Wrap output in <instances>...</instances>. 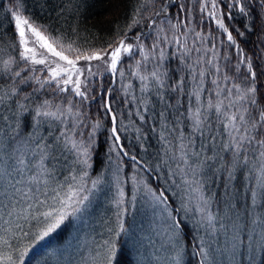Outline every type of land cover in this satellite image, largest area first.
<instances>
[{
    "label": "rangeland",
    "instance_id": "374dc122",
    "mask_svg": "<svg viewBox=\"0 0 264 264\" xmlns=\"http://www.w3.org/2000/svg\"><path fill=\"white\" fill-rule=\"evenodd\" d=\"M2 2L3 0H0V3ZM182 2L183 0H181L178 6L180 24L172 21L170 18H162L163 14H160L161 22L159 24L153 26V28H147L145 25L141 33L153 30L150 35H147L150 38L140 41L138 47L140 56L138 58L135 57L131 65L124 66L122 69L124 72V79L121 81L122 88L125 89V93L130 98L128 109L132 104V109L129 110L130 120L127 119L128 115H122L124 129L127 130L129 128V131L133 133V136L129 137L132 144H135L132 139L136 138L140 141L136 151L141 154L146 162L138 159L140 161L139 164L136 162L129 164L128 161L122 160V157L125 156L122 152L120 154V156L122 155L121 157L117 155V152L120 151L119 148L111 151L112 145L115 142H108L109 137H107V156H101L102 169L95 170V173L93 172L92 167L96 165L95 162L91 163V144V147H88V166L79 163L77 161V154L73 151L61 152L57 150L55 152V161H45L48 169L51 170V175L41 171L40 156L42 149L38 148L37 144L46 143L49 150H51L52 145L56 143L54 138L60 135L63 125L60 121L52 120L51 118L35 117V109L30 114L27 110H20L18 109L20 102L14 101L16 99L15 94L18 91L13 94V88L8 84L11 82H8V80L15 77L13 70L16 61L19 64L25 62L21 61L19 57V53L23 51V45L19 42L12 13L18 12L27 18L30 23L49 37L50 41L56 45L57 50H63L70 58L74 59L76 53L68 51L67 46L69 44L72 45L73 49H79L81 53L90 54L92 51L101 49H92V47L81 45L59 31L52 29L51 26L47 24L42 25L30 16L25 6H21L19 3L13 2L12 6L10 5V8H7V13L10 14L14 24L19 46H14L13 51L9 55L0 57V69L4 71L3 73L9 74L8 76L4 75L5 77H0V96H5L4 101L0 103V157H2L0 159V217H2L0 219V236L7 239L11 243L12 248L16 249L13 252L14 257L19 256V250L28 249L27 254L24 256V264H102L105 241H109L116 246L113 264L116 263L123 248L129 249V256L133 264H175L174 258L177 255L179 256V264H186L187 262L194 264V256L191 254V249L189 244H187L188 241L182 231L184 228L181 227L180 223L178 227L173 228V218L177 221L178 208L169 202H167L166 206L156 202L152 194L153 192L159 195L163 191L168 200H170V197H168L164 189L161 190L162 187L159 188L160 183H157L156 179L146 172V167H153L154 170L161 174L160 179L163 186L165 181L167 189L171 194L174 193L173 195L176 196L178 202L182 205V217L187 227L190 230L191 228L192 230L195 229L194 234L197 236L199 245L202 244L201 249L203 248V250L208 252V256L205 257L201 254V250L200 257L203 264H261V245L264 244V235L261 234V228L264 226L260 225L259 222L253 224L252 219L254 216L261 217L264 205H258L257 208L251 207L250 188L252 184H249L251 177H248L246 167L241 166L237 168L234 172V180L228 178V172L231 171V156L229 152L223 149V144L228 143L230 138L224 132V125L218 119H215V123L213 124L212 119L215 109L209 110L207 108L209 98H211L214 104L223 101L225 106H227L229 100L225 99V96L229 89L232 90V97L230 99L235 100L238 93L232 88V85L236 81L232 77H228V79H225V77L218 78L220 71L216 72L213 65H218L219 67L220 57L215 56L212 63H209L212 56L210 60L206 59L199 68L197 67V61L200 56L197 50L198 47L201 49L200 39H198L200 44H197V30L208 29L210 25L196 26L193 13L190 12L191 7L189 5H185L184 8L181 7ZM205 4H207L205 8L208 14L213 11L216 12V16L209 15L212 24H217V18L222 21L220 11L217 8L213 9L211 7L212 0H205ZM164 9L166 8H162L161 10L164 11ZM138 18L137 16H133L130 19V26H133L131 21L135 23ZM171 23L173 26L175 25L174 31L170 25ZM222 30L221 32L226 36L227 33ZM28 35L31 41V34L29 33ZM210 39V35H206V39L202 40L204 46L206 41H208L204 50L205 53L210 50L212 44ZM153 44H158V47L153 49ZM61 45L63 48H61ZM29 46L37 47L38 59L47 56L49 63L53 60L64 63L31 42ZM160 49H163L165 53L163 61L159 60L158 53ZM214 49L215 52H218L216 46ZM145 54L148 57L147 59H145ZM224 56L226 58V53ZM181 57H183V61L185 62H181ZM5 61L11 62L9 64L11 71L5 70ZM138 61L140 62L142 74L149 73L152 69L157 68L158 65H162L161 71L166 69L168 72V66L173 67L174 64L179 62H181L179 67L186 64L189 73L187 75L181 74L180 78H178L184 80L183 92L177 94L171 91L170 84L174 86L178 80L174 82L175 80H170L168 75L165 78L164 89L160 90L161 95L165 99L169 94L176 93L169 96L171 101L174 100L171 103V108L167 106L160 108V100L155 95L156 88L154 81L149 83V90L147 92H141V81L132 75L136 71ZM86 63L91 65L92 72L98 73V76L89 77V74L85 71L84 76L80 77L82 81L88 78L92 82L93 79L107 73L111 75L113 84L114 76L107 70V65L102 61L93 60L85 62L84 60H80L77 66L83 67ZM51 66L55 67V64ZM34 67L41 68L37 70L41 75V80L50 75L44 65H34ZM119 71H121L120 67L118 73ZM201 72L204 73L203 77L200 76ZM118 73L116 78L119 76ZM193 76L196 77L195 80H193ZM213 78H216V84L212 83L211 80ZM91 82L88 84L89 95ZM198 84H202L200 103L203 107L201 111L208 113V119L213 125V130H206L203 137L192 132L189 111V108L194 111L198 106L195 96H192L191 101H189V96L196 91ZM5 85L9 89L8 92L1 89ZM167 87L169 90L166 91L165 88ZM29 89L37 93L42 90L38 84L32 85ZM216 93H221V95L217 97ZM24 95V92H21V96ZM96 96H98L97 93ZM133 96L136 97V100H133ZM178 96L180 99L179 104L176 103ZM89 97L91 98L90 102H96L97 98L95 96ZM31 98H26V100L32 101ZM141 98L148 104L149 111L146 113L142 111L144 105L140 103ZM45 100L52 102L49 95L42 96L39 98L36 108ZM105 100H107V97ZM243 102L236 103L231 109L225 107L224 110L236 112L237 109L241 108L240 104H243ZM14 103L17 104L14 105ZM137 108L141 109V114L145 117L143 121L136 114ZM56 109V104L51 105L52 111H56ZM73 110L74 112L77 111L76 107ZM172 110L174 113H177V117L174 116ZM161 111L165 113L163 118L159 116ZM18 112H22L23 114L17 115ZM28 114L29 120H27V123L33 125L29 129L33 128L29 134L23 128V119ZM169 115L172 118L179 119V124L175 121L173 122L169 118ZM110 116L111 113H109ZM220 119L225 118L220 117ZM100 120L97 119L99 125ZM109 120L111 123V117ZM164 121L167 122L166 131L163 127ZM67 122L69 127H71L73 118L67 117ZM93 126L82 130L79 134H75L72 136V139L77 142L82 141L88 146ZM181 134L184 136L185 143L190 135L193 136V146L188 153L190 163L196 160H203L205 156H215L214 160L208 161L202 171H197L195 177H192L190 174L191 168L180 160L179 144L181 140L179 137ZM162 135L164 139H161ZM155 136L159 141L160 150L154 149ZM209 136H215V141H211ZM93 137L92 135V141ZM150 145L151 147H149ZM62 146L61 143L58 145V148ZM129 147L130 150L135 151V148H132L130 145ZM253 147L255 146H250L248 153L250 163L252 161ZM196 153H199V155H196ZM21 158L25 160L24 164L19 163ZM79 159L82 160L83 157L80 156ZM178 164L180 165L179 169H177ZM222 164L224 167H221ZM84 171L88 173V176L84 178L86 190L79 193V195H87L88 199L81 205V210L74 215L68 216L61 225V227L65 224L69 225L61 237L57 239L52 238L60 231L61 227H59L43 240L37 241L35 237L50 222L42 216V213L52 212L55 215V209L60 207L52 199V196L55 195L52 189H57L60 197L63 198L69 191L68 185L71 184L78 187L82 183L79 177ZM185 171L189 172V175L184 178L189 180L190 184H185L182 180ZM72 176H76L77 179L73 180ZM212 176L221 182V186L226 185L225 192H222V190L218 192L217 185V189L214 192L212 191V184L210 185L209 183ZM236 178L238 179V183ZM45 179L48 180L47 185L44 184ZM97 179H99L100 183L93 189L91 181ZM36 180L40 182L37 183ZM193 180L200 181V188L203 191L204 198L208 200V210L216 216V219L212 222L207 220L206 214L197 211L202 202L199 199V193L192 190L196 187L194 183H191ZM59 185H64V187L59 188ZM45 189L48 190L45 191ZM121 191L123 192L122 197L120 195ZM222 197L223 200H221ZM235 197L239 199H244L245 197L241 210L235 205L234 207H229V205H233L231 199ZM120 200H122V204L118 207L117 201ZM37 201H45V203L39 204L37 207L35 206ZM217 201L222 207L221 210L218 208ZM30 204L34 206L29 208ZM121 209L124 210L123 215H118ZM29 212L41 214L40 218L33 219L28 215ZM169 213H171V216H169ZM18 216L25 218H18ZM178 221L180 222V220ZM121 222L124 227V231L122 232L119 231V224ZM237 222L248 224L249 227L246 232L241 233L244 239V246L235 250V254H233L232 240L235 235L233 225ZM17 225L21 227H17ZM4 229L9 230L5 232ZM118 232L119 235H117ZM23 233H27V235H23ZM248 244H251V249L247 247ZM4 251L7 252L9 249L5 248Z\"/></svg>",
    "mask_w": 264,
    "mask_h": 264
},
{
    "label": "snow or ice",
    "instance_id": "6c2138e0",
    "mask_svg": "<svg viewBox=\"0 0 264 264\" xmlns=\"http://www.w3.org/2000/svg\"><path fill=\"white\" fill-rule=\"evenodd\" d=\"M236 3H239V0H236ZM182 7V6H181ZM205 7H207V4L202 6L200 8V11L203 12ZM211 7L213 9L217 8L216 0H212ZM240 12H245L244 6L240 5L239 8ZM209 15L216 16V12H210ZM230 15V13H229ZM12 16L15 21V28L18 33L19 42L21 45H23V51L19 53V57L21 61H24L28 65H44L45 69L50 73L49 76H46L44 80H41L39 76L32 75L22 78V82H27L30 80H35V82L39 85L40 88H45L47 86L49 89H51L54 93L60 94V93H70L71 97H78L79 102L83 103L86 102L89 99V89L88 84L91 82L88 78H85V80H81L80 77L84 76L85 71L89 74V77L91 76H98V73H93L91 65L89 63H86L83 67H78L77 64L80 60H84L85 62H90L93 60H99L102 61L105 65H107V70L112 73L113 76L117 75L118 73V65L120 64L122 60V53L131 54L133 45L132 44H125L124 40L121 39L117 42V46L112 47L111 51L104 49V50H98V51H92L90 54L88 53H81L79 49H73L72 45L69 44L68 51H74L76 53L75 58H70L68 55L65 54L63 50H57L56 45L50 41L49 37L44 34L39 28L35 27L32 23L29 22L27 18L19 14L18 12H13ZM217 25L222 28L227 33V39L230 41L233 45H236V51L241 56L240 61L235 66V69L237 72L240 71V64H245L247 73L241 77L242 84L241 83H234L232 85V88L236 90L238 95L236 96L235 100L230 99L232 97V90L229 89L227 95L225 96V99L229 100V103L227 106H225L223 101H219L218 103H213L211 98H209L207 108L209 110L215 109V115L219 119V122L224 125V132L227 134V136L230 138L228 143L223 144V149L227 152H229L231 156V171L228 172V178L230 180H234V172L237 170L238 167H246L248 171V177H251L249 179V184H252V187L250 188V196H251V207L257 208L258 205H264V106L258 107V112L256 115H252L249 111V107L246 105H241V108L237 112H230L225 111V107L228 109H231L235 106L236 103L240 101H247L249 105L251 106H257V98H256V92L257 89L255 87L256 80H257V70L254 68L252 63L251 57H245L243 53V49L239 47L238 44H236V41L232 35V33L225 27L224 23L217 18L216 20ZM175 27V25L173 26ZM162 31V30H161ZM31 34V41L28 34ZM199 35V34H198ZM137 40H139V37H137ZM30 42L36 46H38L41 49L46 50L47 53H50L53 57L58 58L59 61H62L64 63H59L56 60H53L51 63H49V60L47 56H43L42 58H37V47L33 46L30 47ZM153 49L158 47V44L152 45ZM61 48L63 46L61 45ZM142 48V46H141ZM159 60L163 61L165 59V53L163 49L159 50L158 53ZM107 57V59H105ZM262 57H264V54H262ZM147 55L145 54V59H147ZM215 59V57H213ZM181 60L183 61V57H181ZM10 61H5V70L11 71V68L9 67ZM199 63V61H197ZM209 63H212V61H209ZM55 64V67H52L51 65ZM162 65H158L157 68L152 69L147 74H142L140 71V62H137L136 65V71L132 73L136 78H138L141 81L142 87L141 92H147L149 90V83L152 81L155 82V88L156 92L155 95H157L158 99L164 103L167 107L171 108L172 104L171 101L168 99H165L163 95H161L160 90L164 89L165 87V78L167 77L168 73L167 70L164 69L163 71L160 70ZM216 72H219L220 69L218 66L213 65ZM257 68L260 70V76L264 77V65H257ZM28 67H23L20 70H17L14 72V75L19 77L21 76V72H28ZM32 73L34 74L37 69L35 67L31 68ZM119 76L123 78L124 72L121 70L119 71ZM204 73L201 72L200 76L203 77ZM196 77L193 76V80H195ZM225 79H228V77H225ZM213 84H216L217 82L215 80L212 81ZM183 86H184V80L178 79L177 83L174 86H169L171 88V91L176 92L177 94L183 92ZM202 87V84L197 85L196 91H194L189 96V101H191L192 96H195V99L197 101V107L195 110L190 111V120H191V129L192 132L195 134H198L199 136L203 137L205 135V131H211L213 130V125L208 119V113L202 112L201 108L203 105L200 103L201 97H200V89ZM17 90L14 88L12 90L13 94H15ZM111 88L103 89V92L101 93L102 99L105 97H110ZM217 97L221 95V93H216ZM5 99V96H0V103H2ZM95 99V97H93ZM133 100H136V97L133 96ZM62 104H65L66 107L61 108L60 106H57L56 111L51 110V102L48 100H45L41 105H39L35 109V117H43V118H51L52 120L60 121V123L63 125V129L60 132V135L58 137H55L54 140L56 143L52 145V149L49 150L48 145L45 144H37V147L42 149L41 156H40V165H41V171L44 173H48V175H51V170L48 169L47 165L45 164L46 160L55 161L56 155L55 152L57 150L63 152V151H73L75 154H77V161L79 163H82L85 166H88V158H89V151L88 146H86L82 141L77 142L76 140L72 139V136L75 135L74 129L79 126V124L82 121L77 120V117L81 116L82 114L79 111L74 112V100L69 97H65V99L61 102ZM140 103L144 105L142 111L148 112L149 107L148 104L145 103L144 99L141 98ZM177 104L180 103L179 96L176 101ZM103 107L108 111H112V105L109 100H104ZM18 109L26 111L25 105L19 104ZM22 112H18L17 115H22ZM136 114L139 116V119L143 121L145 119L144 115L141 114V109L137 108ZM159 116L163 118L165 116V113L161 111L159 113ZM67 117L73 118V123L71 127H69L67 122ZM220 117H224L225 119H220ZM64 118V119H62ZM7 119V117H5ZM116 114L113 113L111 115V122H112V128L111 133L112 137L115 141L113 143L111 151H115L117 148L120 149L119 152H117V155L119 156L121 152L124 156H128V152L123 150V145L119 143L120 136L117 132L116 127ZM226 121V122H225ZM99 127V124H96L92 128V134L94 135L96 128ZM163 127L165 131L167 130V122L164 121ZM161 139H164L163 135L161 136ZM181 140V143L179 144L180 149V160L189 166L191 168V176L195 177L197 175V171H202L204 166L208 163V161H212L215 159V156H205L203 160H196L189 162L188 153L189 150L193 146V136H189L186 143L184 142V136L181 134L179 137ZM209 139L211 141H215V136H209ZM62 143V147L58 148V145ZM70 145V148H69ZM250 146H255L252 148V161L250 163V157H249V148ZM196 155H199V153H196ZM82 156L83 159L80 160L79 157ZM2 159V157H0ZM131 160L136 161L135 156L130 157ZM20 164H24L25 160L21 158L19 160ZM194 165V167H193ZM221 167H224L222 164ZM180 168V165H177V169ZM189 175V172L185 171L184 176L182 177V180L185 184H190L189 180H187L184 177H187ZM88 176L87 171H84L83 174L79 177L80 181L82 182L78 187L75 185H68L69 191L65 194L63 198L60 197L59 191L57 189H52V191L55 193V195L52 196V199L56 201L60 207L58 209H55L56 214L53 215L52 212H44L42 213V216L47 220L50 221L47 223V227L35 237L37 241L43 240L45 237H47L50 233L54 232L56 229H58L64 221L68 218L70 215H74L76 212L81 210V205L84 201L88 199L87 195H79V193L84 192L86 190V182L84 180L85 177ZM246 177V179H248ZM73 180H76V176H72ZM37 183H39V180H36ZM48 180H44V184L47 185ZM100 183L99 179L92 180L91 186L92 188H96L97 184ZM191 183H194L196 185L195 188L192 190L194 192L199 193V199L201 200V205L197 208V211H199L202 214H206L207 220L209 222H212L216 219V216L213 215L208 210V200L204 198V194L202 189L200 188V181L199 180H193ZM64 185H59V188H63ZM48 189H45L47 191ZM155 197V200L159 204L167 205V197L164 195L163 191L157 195L155 192L152 193ZM174 194V193H173ZM121 197L123 196V192L120 193ZM45 201H37L35 206H39V204H43ZM122 204V200L117 201V206L120 207ZM34 205H29V208H32ZM229 207H234V205H229ZM124 210L121 209V212L118 215H123ZM29 216H31L33 219H39L41 214H33L31 212L28 213ZM169 216H171V213H169ZM18 218H25L20 217ZM2 219V217H0ZM259 222L260 225L264 226V210H262L261 217H253L252 223L256 224ZM179 226V221H176L175 218H173V228ZM17 227H21L20 225H17ZM249 225L245 223L237 222L233 225L235 235L233 236L232 240V247L234 250L239 249L240 247L244 246V239L241 235V233L246 232ZM9 229H4L5 232H7ZM119 231H124L123 223L121 222L119 224ZM261 234L264 235V227L261 228ZM23 235H27V233H23ZM119 235V232L117 233ZM247 247L251 249V244H248ZM8 248L9 251L5 252L4 249ZM16 251V249L12 248L11 243L5 239L3 236H0V264H24V256L27 254L28 249L25 248L23 250H19V256L14 257L13 252ZM116 253V246L113 243H110L109 241H105L104 243V253L102 257V264H113V259L115 257ZM261 253H262V259H264V244L261 245ZM203 256L207 257L208 252L203 250L202 253ZM250 259H252L250 257ZM175 264H179V256L177 255L175 258ZM203 264V261H202Z\"/></svg>",
    "mask_w": 264,
    "mask_h": 264
},
{
    "label": "trees",
    "instance_id": "16d2710c",
    "mask_svg": "<svg viewBox=\"0 0 264 264\" xmlns=\"http://www.w3.org/2000/svg\"><path fill=\"white\" fill-rule=\"evenodd\" d=\"M13 2L19 3L21 6H25L29 11L30 16L33 19L37 20V22H40L42 25L47 24L51 26L52 29L59 31L61 34L73 39L81 45L92 47V49L99 48L101 50H111V48L109 47L110 45L112 47H115L117 46V42L119 40H121L125 36L130 35L126 37L125 44H132L133 49L131 54L122 53V60L120 64L121 70L124 68V66L131 65L135 57L138 58L140 56V53L138 52L140 41L142 39L150 38V36L144 34L141 35L140 32L143 27L148 24V21L151 17L156 15L157 19L161 22L160 14H163L162 18H170L172 21H176L180 24L178 6L181 0H3V2L0 3V57H2L3 55H9L13 51L14 46H19L12 18L10 14L7 13V8H10L9 6H12ZM216 3L217 9L221 13L222 22L224 23L225 27H227V29L232 33L236 44H238L239 47L243 49L244 56L252 58L253 66L257 70V80L255 84V87L257 89V106H251L247 101H244L243 104H240L248 106L250 113L252 115H256L258 112V107L264 106V77L260 76V70L259 68H257V65H264V57H262V54H264V0H239V3H236V0H216ZM185 5H189L191 7L190 12L193 13L196 26L206 24L210 25L208 29L197 30L199 34L197 36V44H200L198 39L201 40V49L198 47L197 50L200 55L198 58L199 63H197V67L199 68L206 59L210 60L212 56L220 57V73L218 78L221 79L222 77L226 76L232 77L236 81L235 83L242 84L241 77L247 73L246 65L240 64V71H236L235 66L240 61L241 56L236 51V45H233L230 41H228L227 35L225 36L221 32L222 28H220L217 24H212V20L206 11V8L203 12L200 11V8L205 5V0H183L181 6L184 8ZM240 5L244 6L245 12H240ZM162 8L166 9L162 11ZM133 16H137L139 18L135 23L131 21L133 26H130V19ZM159 21H157L156 25L159 24ZM170 25L171 27H173L172 23ZM127 27L129 28L127 29ZM174 30L175 28L173 27V31ZM175 34H177V32H175ZM206 35H210V41L212 44L210 50H206L207 52L205 53L204 50L206 48V45L208 44V41H206L204 46L202 40L206 39ZM137 37H139V40H137ZM215 46L218 52H215ZM225 53L226 58L224 56ZM213 57L211 58V61L213 60ZM181 62L183 63L185 61ZM181 62L174 64L173 67L168 66L169 71L167 73L169 79L175 80L174 82H176V80L180 78L179 76L181 74L187 75L189 73L187 71L186 64L179 67ZM23 67H28L29 71L21 72V76H15L14 78L9 79L8 82L11 83L8 84L9 86H11V88H15L18 91V93L15 94L16 99H14V101L17 103L20 102V104L25 105V108L29 114L32 113L33 109H36V105L40 97L49 95V97H51L52 99L51 105L56 104L57 106H61L62 108L66 106L65 104L61 103L65 99V97H69L74 100V108L76 107L77 111L82 114L81 116L77 117V119L82 122L77 128L74 129L75 134H79L82 130H86L92 125L99 124L97 119H101L99 127L96 128L97 131L95 130V133L93 135V141L92 138L88 141V147H91L92 144L91 150L93 151V161L96 165L95 167H92L93 172L95 171L96 167L99 170L102 169L103 163L101 162V156H107V137H109L108 142H115L110 131L111 123L109 120V113L103 107V103L106 97L104 99H102L101 97L103 89L109 88L111 85V75L107 73L102 74L101 76L92 80L89 96H95L97 98L95 100L96 102H90L91 98L89 97L86 102L80 103L78 97H71L70 93L56 94L47 86L39 91V93L29 89L32 85L35 86L37 83L35 82V80L22 82V78L36 75L41 79V75L38 71H36L34 74L32 73L31 68L34 66L28 65L26 63L19 64L17 61L13 71L15 72ZM35 68L37 70L41 69L39 67ZM3 72L4 71L0 69V77L9 75ZM123 79L124 78L118 76L117 83L116 85L111 87L110 93L111 105L118 119L117 129L121 133L125 149L129 153L136 155L137 158L141 161L143 160L144 162H146L141 154L136 151V148H138V144L140 143V141L136 138L132 139V141L135 142V144H132L129 140V137H132L133 133L129 131V128L127 130L124 129V121L122 115H128L127 119L130 120L129 110L132 109V104L128 109L130 98L128 97L127 93H125V89L122 88L121 81ZM215 79L216 78H213L211 81ZM208 82L210 83V81ZM1 89L6 92H8L9 90L6 85ZM165 90L167 91L169 90V88L167 87L165 88ZM21 92H24L25 95L21 96ZM96 93L98 96H96ZM173 94L176 93L169 94L168 96H166V99L171 101L169 96ZM211 95L213 94L211 93ZM32 96L34 97L31 98ZM26 98H31L32 101H28L26 100ZM173 102L174 100L171 101V103ZM17 103H14V105H16ZM159 104L160 108L166 106L161 101ZM238 110L239 109L236 110L237 113ZM29 114L26 115L23 119V128H25V131L27 130L26 132H28V134L31 133L33 129L32 128L31 130H29L33 125L27 123V120H29ZM174 116L177 117V113H174ZM175 117L172 118V116L169 115V118L173 122L175 121L179 124L180 120H177ZM215 119L217 120L218 118L214 113L212 119L213 124L215 123ZM129 145L132 146V148H135V151L130 150ZM153 146L156 150L161 149L156 136L154 138ZM149 147H151V145ZM150 154L152 155V153ZM122 160L126 161L124 157H122ZM94 162L91 161L92 164ZM152 169L154 170V168ZM154 171L155 173L158 172L156 170ZM157 174L159 175V177H161V174H159V172ZM210 179L211 181L209 180V183L210 185L212 184L211 189L213 192L217 189V187L218 192L220 190H222V192H225L224 190L226 185L221 186V182L217 181L214 176H212ZM236 180L238 183L237 178ZM161 185L163 184L161 183ZM164 186L163 187L169 195L172 203L175 206H180V208L183 209L177 198H175L176 196L174 197V195H172L167 189L165 181ZM244 199L235 197L231 199V203L241 210V208H243L242 205L244 203ZM221 200H223V197L221 198ZM216 203L219 206L218 208L222 209L218 201ZM180 219L186 232H183V234L186 236L184 237L187 239V241L189 240L188 242H186L187 244L190 243L189 247L191 248V254L192 256H194V258H196V261L194 260L193 262L195 264H199L195 247L199 251H201L202 244H200V246L198 243L197 236L194 234L195 229L192 230L191 228L190 230L189 227H187L182 217V210ZM65 225L64 227L62 226V229H60V231L57 232L52 238L57 239L58 237H61L62 234L65 233V229L69 227L68 224ZM129 254V249L123 248L115 264H133ZM189 263L192 264L191 262ZM189 263L187 262L186 264ZM261 264H264V259H261Z\"/></svg>",
    "mask_w": 264,
    "mask_h": 264
},
{
    "label": "bare ground",
    "instance_id": "6f19581e",
    "mask_svg": "<svg viewBox=\"0 0 264 264\" xmlns=\"http://www.w3.org/2000/svg\"><path fill=\"white\" fill-rule=\"evenodd\" d=\"M157 21H158V19H157V16L156 15H154L153 17H151L150 19H149V21H148V24L146 25V27L147 28H153V26L154 25H156V23H157ZM160 22V21H159ZM145 29V28H144ZM153 31V30H152ZM151 31V32H152ZM223 31V30H222ZM151 32H150V30H148L146 33H141L140 32V34L142 35V34H144V35H150L151 34ZM128 37V36H127ZM261 54V53H260ZM121 64V63H120ZM120 64L118 65V69H119V67H120ZM117 79H118V77L116 78V75L114 76V82H113V84H112V82H111V85H110V87L109 88H111V87H113L114 85H116V83H117ZM112 80V79H111ZM107 100H109L110 101V97H107ZM110 103H111V101H110ZM109 113H111V115L113 114V113H115V111L113 110V108H112V111L111 112H109ZM116 114V113H115ZM111 117V116H110ZM116 117H117V115H116ZM118 120V119H117ZM117 120H116V127H117ZM113 125H112V122H111V127H112ZM117 132H118V134H119V136H120V141H119V143L120 144H122L123 145V141H122V136H121V133L118 131V129H117ZM125 134V133H124ZM52 139V138H51ZM48 142H50V141H48ZM123 150L124 151H127L126 149H125V147H124V145H123ZM128 152V151H127ZM123 154V153H122ZM92 156H91V161L92 162H94L93 161V151H92V154H91ZM120 156V155H119ZM122 156V155H121ZM120 156V157H121ZM131 156H135L136 157V161H133V160H131L130 159V157ZM125 159H126V161H128L129 162V164H133L134 162H136L137 164H139L140 163V159L138 160V158H137V156L136 155H134V154H131V153H129L128 152V156H125L124 157ZM97 159V158H96ZM100 162V161H99ZM97 164V163H96ZM164 164V163H163ZM99 167V166H98ZM146 167V166H145ZM150 168V167H149ZM148 167H146V172L147 173H149L154 179H156V181H157V183H160V177H159V175L157 174V173H155V171L152 169L153 167H151L150 169L154 172V174H153V172L149 169ZM95 170H99V169H97V167H96V169ZM96 172V171H95ZM160 174V173H159ZM151 182H152V180H151ZM169 182V181H168ZM80 183V182H79ZM160 186V187H159ZM158 187L159 188H161V190H163L164 189V187H163V185H161V183H160V185H159ZM155 187V186H154ZM165 190V189H164ZM127 191V190H126ZM165 192H166V190H165ZM166 194H167V192H166ZM165 195V194H164ZM168 195V194H167ZM173 195V194H172ZM166 196V195H165ZM167 197V196H166ZM168 197H169V195H168ZM175 197V196H174ZM176 198V197H175ZM110 202V201H109ZM167 202H169V203H171L173 206H175L173 203H172V201H171V199L170 200H168V198H167ZM175 202H176V200H175ZM138 203V202H137ZM136 203V204H137ZM130 204H131V202H130ZM142 204V203H141ZM143 205H144V203H143ZM130 206V205H129ZM175 207H177V206H175ZM178 208V214H177V221L178 220H180V225H181V227H183V225H182V223H181V219H180V216H181V208H180V206L179 207H177ZM176 208V209H177ZM110 209V208H109ZM181 209V210H180ZM219 209H221V208H219ZM111 210V209H110ZM134 210V209H133ZM116 211V210H115ZM133 212V211H132ZM174 212H176V211H174ZM132 216V215H131ZM187 222V221H186ZM114 223V222H113ZM66 226V225H65ZM61 227V226H60ZM64 227V226H63ZM62 229V228H61ZM183 229V228H182ZM126 231V230H125ZM183 232H185L184 230H182ZM110 232V231H109ZM191 232H193V231H191ZM186 233V232H185ZM192 235V234H191ZM186 237V236H185ZM193 238H195V237H193ZM120 239V238H119ZM122 240V239H121ZM189 241V240H188ZM122 243H124V242H122ZM190 244V243H189ZM191 246V245H190ZM191 249V248H190ZM195 250H196V252H197V256H198V260H199V264H202V261H201V251H199L196 247H195ZM116 259V258H115ZM196 258H194L193 259V261L195 260ZM203 259V258H202ZM196 261V260H195ZM189 263V262H188ZM190 264V263H189ZM195 264V263H194Z\"/></svg>",
    "mask_w": 264,
    "mask_h": 264
}]
</instances>
